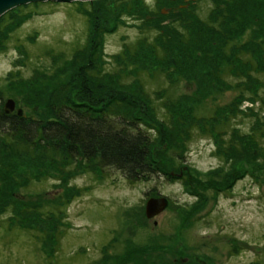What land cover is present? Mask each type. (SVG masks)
<instances>
[{"label": "rangeland", "instance_id": "obj_1", "mask_svg": "<svg viewBox=\"0 0 264 264\" xmlns=\"http://www.w3.org/2000/svg\"><path fill=\"white\" fill-rule=\"evenodd\" d=\"M166 1L31 3L0 17L2 108L8 99L23 114L58 101L110 105L155 140L154 173L136 183L43 147L0 148V264H264V104L229 116L235 80L229 72L210 79L200 50L183 62L178 51L157 59L148 43L159 30L153 20L167 36L180 26L165 17ZM174 1L202 19L212 7L211 0ZM151 11L164 16L152 15L145 29L139 15ZM256 12L251 30L259 42L264 10ZM126 45L139 47L130 54ZM253 84L264 98V75ZM220 122L227 123L221 130ZM233 131L236 141L228 140ZM158 197L168 207L147 219L145 203Z\"/></svg>", "mask_w": 264, "mask_h": 264}, {"label": "trees", "instance_id": "obj_2", "mask_svg": "<svg viewBox=\"0 0 264 264\" xmlns=\"http://www.w3.org/2000/svg\"><path fill=\"white\" fill-rule=\"evenodd\" d=\"M211 1L209 13L202 19L198 13L192 12L193 8L189 3H182L183 7L180 8L176 6V1L167 0L166 5L171 11L165 17L179 22L183 31L179 26L175 35L168 30L169 36L164 35L165 24L160 25L162 21L159 19L153 20V27H158L159 30L155 31L154 38L148 42L150 48L161 61L167 60L169 53H184L180 58L181 62L186 58L193 59V53L200 50L203 52L200 65L208 66L214 71V74L209 71L210 79H222L229 72L235 80L234 88L238 89L239 96L226 105L230 110L229 116L243 114V111L256 113V107L264 104V98L259 96V84L254 88L255 91L251 90L255 86L253 81L260 82V76L264 75V40L256 42V32L251 30V27L257 21L256 11L264 10V0ZM195 4L194 2L192 5ZM89 5L92 10L86 12V18L92 20V16L97 12L94 8L96 2ZM152 15L157 18L164 16L152 11L139 15L144 24L143 28L148 29L150 25L147 23L151 21ZM249 30L252 31V36L248 41H241ZM103 33L104 31L98 30L97 38ZM143 41L147 42L146 36H143L138 44L145 43ZM136 48L134 45L125 46L130 54ZM93 55L95 56L96 52ZM224 62L230 64V71L220 67ZM91 66L90 58L81 67V71ZM102 74L110 72L103 71ZM133 76H137V73ZM122 78L123 75L118 77ZM119 83L121 84L120 81ZM245 103H249L251 107L243 110L241 107ZM109 106L97 108L83 103L58 101L48 104L41 114L34 111L24 114L13 111L6 114L0 105V148L32 153L35 149L43 147L47 151L63 154L72 161H95L100 169H115L130 183L144 181L154 173L149 158L155 140L139 120L129 119ZM214 119L203 118L201 121L206 123ZM226 125V122H220L218 127L221 130ZM236 138L233 131L228 140L236 141ZM7 191L10 193V188Z\"/></svg>", "mask_w": 264, "mask_h": 264}, {"label": "water", "instance_id": "obj_3", "mask_svg": "<svg viewBox=\"0 0 264 264\" xmlns=\"http://www.w3.org/2000/svg\"><path fill=\"white\" fill-rule=\"evenodd\" d=\"M86 2L93 0H0V17L9 10L23 5L31 3H45V2H60V3H71V2ZM187 1V0H186ZM15 109V102L12 99L6 100L3 110L6 114H10ZM18 114L21 110L17 111ZM168 207V200L165 197L149 198L145 203L144 215L147 219H152Z\"/></svg>", "mask_w": 264, "mask_h": 264}]
</instances>
